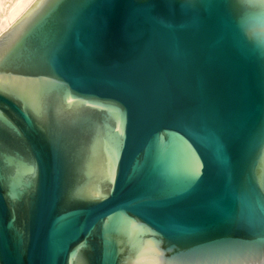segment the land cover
Here are the masks:
<instances>
[{
    "label": "water",
    "instance_id": "water-1",
    "mask_svg": "<svg viewBox=\"0 0 264 264\" xmlns=\"http://www.w3.org/2000/svg\"><path fill=\"white\" fill-rule=\"evenodd\" d=\"M0 264H264V0H35L2 32Z\"/></svg>",
    "mask_w": 264,
    "mask_h": 264
},
{
    "label": "bare ground",
    "instance_id": "bare-ground-1",
    "mask_svg": "<svg viewBox=\"0 0 264 264\" xmlns=\"http://www.w3.org/2000/svg\"><path fill=\"white\" fill-rule=\"evenodd\" d=\"M35 0H16L11 6L6 9V12L3 14V7L0 4V15L5 17L7 19L6 22H8L7 26L2 25V30L0 29V34L4 32L8 27L11 26L26 10L33 4ZM2 13V14H1ZM0 16V18H1ZM3 19V18H1Z\"/></svg>",
    "mask_w": 264,
    "mask_h": 264
},
{
    "label": "rangeland",
    "instance_id": "rangeland-1",
    "mask_svg": "<svg viewBox=\"0 0 264 264\" xmlns=\"http://www.w3.org/2000/svg\"><path fill=\"white\" fill-rule=\"evenodd\" d=\"M16 0H0V4H1V6L3 7V14L6 12V9H8V7L9 6H11L14 2H15ZM2 14V13H1ZM3 14H2V16H3ZM1 16V15H0ZM1 16V18H3V19H1L0 18V29L2 30V28L4 27V26H7L8 25V22H6L7 21V19L5 18V17H2ZM4 24V25H3ZM5 24H7V25H5ZM2 25H3V27H2Z\"/></svg>",
    "mask_w": 264,
    "mask_h": 264
}]
</instances>
